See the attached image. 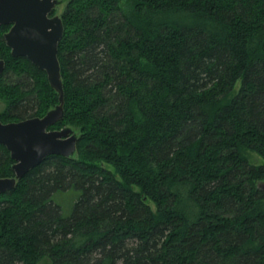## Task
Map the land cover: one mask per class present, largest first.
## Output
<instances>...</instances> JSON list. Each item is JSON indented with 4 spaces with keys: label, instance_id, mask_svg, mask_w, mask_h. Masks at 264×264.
I'll return each instance as SVG.
<instances>
[{
    "label": "trees",
    "instance_id": "1",
    "mask_svg": "<svg viewBox=\"0 0 264 264\" xmlns=\"http://www.w3.org/2000/svg\"><path fill=\"white\" fill-rule=\"evenodd\" d=\"M60 17L50 128L76 129V152L0 194V264H264V0H68ZM9 27L0 121L42 117L58 94ZM13 162L0 144V177Z\"/></svg>",
    "mask_w": 264,
    "mask_h": 264
},
{
    "label": "water",
    "instance_id": "2",
    "mask_svg": "<svg viewBox=\"0 0 264 264\" xmlns=\"http://www.w3.org/2000/svg\"><path fill=\"white\" fill-rule=\"evenodd\" d=\"M59 0H0V25L13 57H26L47 75L58 94V104L42 117L0 121V144L14 161L13 176L0 177V194L12 190L18 180L53 154L70 158L76 152L77 134L69 126L50 128L64 116V89L58 60V42L63 35L60 16L52 15ZM5 61L0 59V76Z\"/></svg>",
    "mask_w": 264,
    "mask_h": 264
},
{
    "label": "rangeland",
    "instance_id": "3",
    "mask_svg": "<svg viewBox=\"0 0 264 264\" xmlns=\"http://www.w3.org/2000/svg\"><path fill=\"white\" fill-rule=\"evenodd\" d=\"M61 2L55 7V10L53 11V14H56L58 16L62 15V12L64 11L65 5L67 3L68 0H60ZM123 5V2H122ZM240 86V82L238 81L235 84L234 87V92L238 89V87ZM3 102L0 101V108H2ZM76 133H78V131L75 129ZM242 154L248 159V161L252 164H261L263 162V158L255 151H251L249 149H242ZM111 169V167H109ZM260 186L262 188H264V182H262L260 184ZM78 196V192L75 190H66V191H58L53 195V200L59 204L62 208V210L68 214L71 211L72 208V204L74 202V200L76 199V197ZM151 207L153 208V210L155 209V206L153 203H151ZM39 264H50V261L48 259H42Z\"/></svg>",
    "mask_w": 264,
    "mask_h": 264
}]
</instances>
